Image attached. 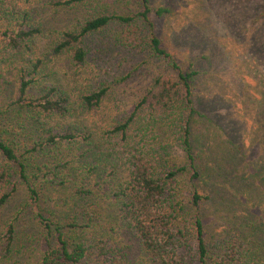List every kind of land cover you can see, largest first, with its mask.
I'll return each instance as SVG.
<instances>
[{"label":"rangeland","instance_id":"1","mask_svg":"<svg viewBox=\"0 0 264 264\" xmlns=\"http://www.w3.org/2000/svg\"><path fill=\"white\" fill-rule=\"evenodd\" d=\"M51 1L30 0L28 5L23 0L0 1L1 51L8 41L2 31L13 25L3 14L9 4H13L11 10L31 9L44 30L36 38L32 54L23 52L8 59L7 63L14 62L6 81L14 79L13 67L19 61L40 57L44 62L41 71L48 80L66 89L74 99L104 85L109 90L98 106L76 118L91 126L94 141L87 146L81 141L62 144L57 149L67 162L63 179L57 180L65 182L50 184L39 206L19 183L1 209L0 264H40L48 241L47 230L37 216L40 209L60 224L79 213L77 232H69V236L77 240L84 235L89 253L95 251L92 236L96 235L129 246L131 257L140 263L137 243L123 228L112 195L125 172L122 166L117 168L120 139L116 133H106L134 110L159 74H174V69L150 50L148 23L140 16L132 22L133 27L111 22L86 36L81 43L86 51L83 64H75L70 50L52 52L60 40L59 30L77 29L97 14H138L144 10L143 0H83L71 5ZM145 4L150 8L153 33L171 58L182 70L196 71L191 81L196 113L189 141L200 176L191 178L184 148L173 132V118L146 126L142 131L144 149L166 145V158L185 166L178 173V187L187 200L194 184L198 187L207 237L217 239L228 230L245 232L253 246L259 247L257 264H264V0H146ZM157 7L169 8V12L156 16ZM127 28L134 29L133 34L126 33L123 40H117V33ZM76 185H83L92 194L76 203ZM14 217L15 238L11 252L3 256L4 229ZM83 264L98 262L88 254Z\"/></svg>","mask_w":264,"mask_h":264},{"label":"trees","instance_id":"2","mask_svg":"<svg viewBox=\"0 0 264 264\" xmlns=\"http://www.w3.org/2000/svg\"><path fill=\"white\" fill-rule=\"evenodd\" d=\"M23 2L28 5L30 0ZM79 2L83 0L51 1L57 5ZM143 2L144 10L138 14H97L77 29L59 30L60 40L52 48L54 54L70 50L75 64H83L86 51L81 43L86 36L101 31L111 22L133 27L132 22L140 16L148 23L150 50L165 58L174 69V74H159L153 88L139 99L134 110L106 133H116L120 139L116 159L121 161L117 168L122 166L125 172L115 183L112 195L123 228L137 243L141 262L131 257L129 246L110 243L96 235L92 236L95 251L89 253L84 235L77 240L69 236V232H77L79 213L68 218L70 222L60 224L40 209L37 216L48 233L40 264H83L88 254L94 255L98 264H257L259 247L253 246L249 234L228 230L220 238L207 237L203 196L195 184L188 200L181 195L177 176L185 166H177L166 158L167 146L144 149L142 131L146 126L173 118V132L184 148L191 178L200 176L189 141L191 121L196 113L191 97V81L196 71L182 70L171 58L153 33V24L148 18L150 8L146 0ZM12 6L9 4L3 9L9 24L13 25L2 31L8 41L3 51L0 50V211L17 191L19 183L26 187L30 200L39 206L50 184L65 182L61 179L67 162L59 157L57 149L62 144L81 141L87 146L94 141L91 126L84 119L76 118L98 106L109 90V86L104 85L74 99L66 89L48 80V75L41 71L44 62L40 57L26 58L15 64V77L7 82L5 78L11 73L9 66L14 62L7 63L8 59L23 52L32 54L36 38L44 32L31 9L11 10ZM167 12L166 7L154 10L156 16ZM133 32L134 29L127 28L117 33L116 38L121 41L126 33ZM74 190L76 203L92 194L83 185L74 186ZM15 220L16 217L5 226L1 243L3 256L11 252Z\"/></svg>","mask_w":264,"mask_h":264}]
</instances>
